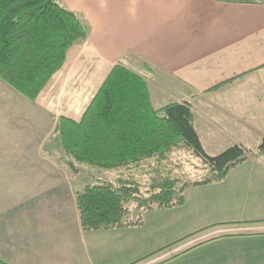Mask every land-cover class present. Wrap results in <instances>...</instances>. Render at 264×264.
Listing matches in <instances>:
<instances>
[{
  "label": "crops",
  "instance_id": "obj_1",
  "mask_svg": "<svg viewBox=\"0 0 264 264\" xmlns=\"http://www.w3.org/2000/svg\"><path fill=\"white\" fill-rule=\"evenodd\" d=\"M55 1L89 32L35 100L0 80V222L15 203L40 210L0 259L134 264L154 254L137 264H264V156L253 153L221 181L187 187L181 205L144 210L135 225L85 231L75 197L88 186L78 178L86 166L71 164L57 131L61 118L80 121L122 65L144 78L155 110L191 106L207 155L254 151L264 140V0ZM27 235L32 252L22 249Z\"/></svg>",
  "mask_w": 264,
  "mask_h": 264
},
{
  "label": "trees",
  "instance_id": "obj_2",
  "mask_svg": "<svg viewBox=\"0 0 264 264\" xmlns=\"http://www.w3.org/2000/svg\"><path fill=\"white\" fill-rule=\"evenodd\" d=\"M88 32L80 17L55 0H0V80L35 100L61 68L67 50ZM57 131L72 165L120 171L114 184L99 182L76 194L85 231L135 225L125 206L131 200L142 210L181 205L187 187L221 181L254 155L240 146L207 155L194 129L191 106L170 103L155 110L144 78L122 65L111 70L80 121L61 118ZM182 150L203 165L206 178L179 189L176 177L153 179L146 189L142 176L147 165L156 163L159 169V163ZM261 152L264 140L257 149ZM0 264L7 263L0 259Z\"/></svg>",
  "mask_w": 264,
  "mask_h": 264
},
{
  "label": "rangeland",
  "instance_id": "obj_3",
  "mask_svg": "<svg viewBox=\"0 0 264 264\" xmlns=\"http://www.w3.org/2000/svg\"><path fill=\"white\" fill-rule=\"evenodd\" d=\"M257 149H255L254 151L246 149L245 150L257 154ZM261 153L262 154L259 156H264V153ZM159 164L161 166L159 169L157 168L159 167V165L156 166V163H150L144 169L142 181L146 185V189L151 183H153V179H160L161 181L163 179L176 177V180H179V184L177 185V189H179L185 183L190 184L206 178V170L204 169L203 165H201L191 153L185 150L175 151L168 160H165L164 162ZM119 173L120 171L118 170L104 171L96 168L85 167L84 173L81 174L78 178H84L87 185H94L99 182L115 183V178L117 179ZM71 176L70 183L74 185V182L71 180ZM65 188L66 186H64V189ZM54 194H56V196L53 199L69 200L68 195H66L65 193H53V195ZM20 205L21 204H19L18 206L17 203H15L14 206L10 205V209L5 210L2 214L3 221L0 222V248H3L5 251H7V249L10 247V244L12 243L10 241L19 243L21 239H23L22 236H24V233L27 232L29 234L28 231L24 232L25 229L22 228V226H26L27 230H31V224L35 221V219L31 218H34L36 213L40 211L36 206V202L27 203L24 206L22 205V207H20ZM125 206L130 212L131 220L137 221L139 220V218H141L144 210L137 208V205L133 200L125 203ZM32 211H34L33 216H31ZM29 238L30 236L27 235V237L25 238V242L22 245V249L32 252L34 250V247L33 244H31V240ZM30 252L27 253L29 254Z\"/></svg>",
  "mask_w": 264,
  "mask_h": 264
}]
</instances>
